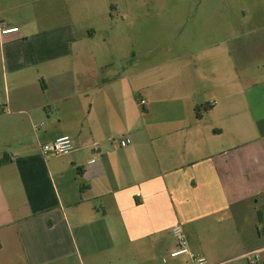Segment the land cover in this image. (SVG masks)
Masks as SVG:
<instances>
[{"label":"crops","instance_id":"obj_1","mask_svg":"<svg viewBox=\"0 0 264 264\" xmlns=\"http://www.w3.org/2000/svg\"><path fill=\"white\" fill-rule=\"evenodd\" d=\"M110 8L0 0V264H194L175 225L210 264H264V18L210 12L199 64L143 71Z\"/></svg>","mask_w":264,"mask_h":264},{"label":"rangeland","instance_id":"obj_2","mask_svg":"<svg viewBox=\"0 0 264 264\" xmlns=\"http://www.w3.org/2000/svg\"><path fill=\"white\" fill-rule=\"evenodd\" d=\"M105 2L111 6L114 15L111 25L118 24L124 27L123 33L136 45L141 55L140 68L143 71L154 62L163 66L168 64L172 68H177L185 62H191V65L199 64L195 56L199 57V54L201 56V51H198L199 42L201 43V18L210 12L221 18H230V7L235 6L238 11L245 9L257 24H260V21H257L259 18H264V7L262 8L264 0H105ZM253 42H257L254 47L260 44L259 41ZM191 52L194 54L188 56L186 60L175 59L182 54L190 55ZM149 57L155 61L150 62ZM202 112H205V109Z\"/></svg>","mask_w":264,"mask_h":264},{"label":"built area","instance_id":"obj_3","mask_svg":"<svg viewBox=\"0 0 264 264\" xmlns=\"http://www.w3.org/2000/svg\"><path fill=\"white\" fill-rule=\"evenodd\" d=\"M19 31L18 27H7L2 29L3 34L13 33ZM141 104L145 105L146 101L141 100ZM121 147H127L132 144V139L128 136L122 137L119 141ZM75 149L74 140L70 135H63L58 137L53 142L47 143L42 146V153L45 156H64L71 154ZM173 235L175 238V246L170 252L171 258H177L181 256L188 257L194 264H210L208 260L195 252H193L188 245L187 237L180 225L173 227ZM246 258L252 262L259 260L257 251L248 252L245 255ZM220 264H227L226 262Z\"/></svg>","mask_w":264,"mask_h":264},{"label":"trees","instance_id":"obj_4","mask_svg":"<svg viewBox=\"0 0 264 264\" xmlns=\"http://www.w3.org/2000/svg\"><path fill=\"white\" fill-rule=\"evenodd\" d=\"M196 114H197V116L200 117V115H199V114H200V109H199V107L196 108Z\"/></svg>","mask_w":264,"mask_h":264}]
</instances>
